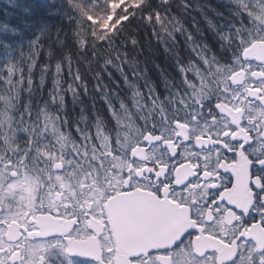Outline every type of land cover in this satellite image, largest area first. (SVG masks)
Listing matches in <instances>:
<instances>
[{"label": "snow or ice", "instance_id": "1", "mask_svg": "<svg viewBox=\"0 0 264 264\" xmlns=\"http://www.w3.org/2000/svg\"><path fill=\"white\" fill-rule=\"evenodd\" d=\"M5 2L0 264H264V0Z\"/></svg>", "mask_w": 264, "mask_h": 264}, {"label": "trees", "instance_id": "2", "mask_svg": "<svg viewBox=\"0 0 264 264\" xmlns=\"http://www.w3.org/2000/svg\"><path fill=\"white\" fill-rule=\"evenodd\" d=\"M6 7V2H5V0H0V9H3V8H5ZM8 11L9 12H15L16 11V9H8ZM0 19H7V18H5V17H0ZM12 22H15L14 20L12 21ZM157 56L159 57V59L157 60V63H160L161 64V66L162 67H165L166 65H165V57H164V55H163V52L161 51V52H159V53H157ZM153 79H155V76H153ZM93 81H89V90L91 91L92 90V88H93ZM85 99V104H87L88 103V99L87 98H84ZM69 104H71V101L69 100ZM97 106L98 107H100L101 105H100V103H99V100H98V98H97ZM79 111V108H77V112Z\"/></svg>", "mask_w": 264, "mask_h": 264}]
</instances>
